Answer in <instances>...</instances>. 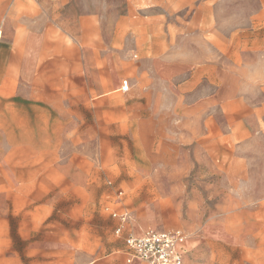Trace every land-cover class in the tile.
<instances>
[{"label":"crops","instance_id":"crops-1","mask_svg":"<svg viewBox=\"0 0 264 264\" xmlns=\"http://www.w3.org/2000/svg\"><path fill=\"white\" fill-rule=\"evenodd\" d=\"M74 2L0 0V190H49L58 180L106 194L102 209L115 238L109 255L121 259L91 264H147L127 261L123 235L148 229L185 233L182 264H264V196L251 193L231 222L225 212L208 213L203 190L206 174L264 173V150L254 147L264 144V6L251 17L247 74L237 51L205 50L204 32H197L201 53L193 50V34L182 40L185 49L173 37L158 38L148 53L142 41L104 36L97 8L74 13ZM236 33L223 45L237 47ZM125 41L124 53L138 48V60L119 69L115 45ZM181 157L184 203L163 199L156 178L163 170L144 165ZM106 158L143 161L103 169L96 160ZM247 188L264 190V182ZM164 203L173 208L170 223ZM106 207L127 215L122 236Z\"/></svg>","mask_w":264,"mask_h":264},{"label":"rangeland","instance_id":"rangeland-1","mask_svg":"<svg viewBox=\"0 0 264 264\" xmlns=\"http://www.w3.org/2000/svg\"><path fill=\"white\" fill-rule=\"evenodd\" d=\"M262 6L264 0H75L73 12L88 7L97 8L104 36L109 37L113 31L115 42H121V39L142 41L140 48L148 53L153 52L155 46L151 42L158 38L168 40L173 37L179 42L178 48L185 49L182 40L189 34H193V50L197 54L201 53L202 47L196 42L201 40L204 32L205 40L210 42L209 47L204 45L205 50L211 53L213 50L237 51L239 58L246 60L240 61L239 65L248 74L251 65L248 40L251 17ZM186 28L191 30L190 33L185 31ZM234 30L239 38L234 41L237 47L224 46V42H227L224 37ZM126 49V46L115 45V50L123 56V62L118 64L119 69H127L128 60H138V56H135L138 48L132 47L134 51L128 55L124 53ZM178 146H181L180 142ZM254 147L259 152L264 150L261 141L256 142ZM184 149L183 144L180 149L183 154ZM96 161L103 169L115 170L127 167L133 161L143 160L106 158ZM165 162L163 159H146L144 165L150 170L155 166L163 170L156 176L160 186L158 193L163 195V199L172 196L184 203L187 193L184 189L187 177L185 159L181 157L173 165ZM193 177L201 179L202 175ZM204 177L203 190L209 201L206 206L208 213H214L215 210L225 212L231 222L235 221V211L244 207L251 193L258 197L264 196V190L252 192L247 188L251 181L254 184L264 182V173L243 175L240 178L207 174ZM34 186L32 190H0V264L120 261V255H109L115 248V238L110 221L102 209L106 194L98 189H76L58 180L50 185L54 188L49 190H40L36 184ZM176 186L178 189H175ZM11 194L15 197H10ZM145 196L151 197L153 192H145ZM217 203L224 206L217 208ZM172 209L167 203L161 208L167 223L173 220ZM179 211L184 218L185 206L179 207Z\"/></svg>","mask_w":264,"mask_h":264},{"label":"built area","instance_id":"built-area-1","mask_svg":"<svg viewBox=\"0 0 264 264\" xmlns=\"http://www.w3.org/2000/svg\"><path fill=\"white\" fill-rule=\"evenodd\" d=\"M121 91L125 92L129 89L127 79L121 81ZM113 217H117L120 221L114 234L122 236L123 224L127 221L126 214H118L110 208H105ZM126 248L130 252L127 261L138 259L147 264H182L183 248L186 241V235L181 229L175 230H153L148 229L141 235H133L127 233L123 235Z\"/></svg>","mask_w":264,"mask_h":264}]
</instances>
